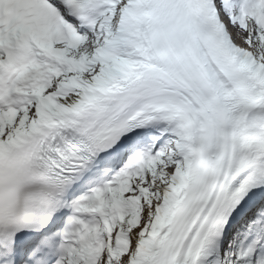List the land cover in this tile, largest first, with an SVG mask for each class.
Wrapping results in <instances>:
<instances>
[{"label":"snow or ice","instance_id":"1","mask_svg":"<svg viewBox=\"0 0 264 264\" xmlns=\"http://www.w3.org/2000/svg\"><path fill=\"white\" fill-rule=\"evenodd\" d=\"M0 264H264V0H0Z\"/></svg>","mask_w":264,"mask_h":264}]
</instances>
